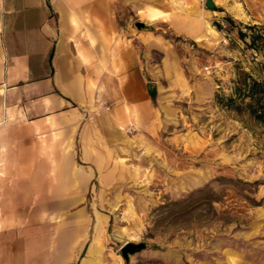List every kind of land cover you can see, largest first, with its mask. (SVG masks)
Wrapping results in <instances>:
<instances>
[{
	"label": "crops",
	"instance_id": "0c3cea01",
	"mask_svg": "<svg viewBox=\"0 0 264 264\" xmlns=\"http://www.w3.org/2000/svg\"><path fill=\"white\" fill-rule=\"evenodd\" d=\"M211 11L200 0H0V264H124L116 191L160 130L161 80L182 74L172 38L208 37Z\"/></svg>",
	"mask_w": 264,
	"mask_h": 264
},
{
	"label": "rangeland",
	"instance_id": "374dc122",
	"mask_svg": "<svg viewBox=\"0 0 264 264\" xmlns=\"http://www.w3.org/2000/svg\"><path fill=\"white\" fill-rule=\"evenodd\" d=\"M215 3L208 37L172 38L182 74L161 80L160 130L140 141L116 191L126 203L111 222L115 252L146 244L124 264H264V122L235 92L241 70L264 82V48L238 35L264 27V0Z\"/></svg>",
	"mask_w": 264,
	"mask_h": 264
},
{
	"label": "trees",
	"instance_id": "16d2710c",
	"mask_svg": "<svg viewBox=\"0 0 264 264\" xmlns=\"http://www.w3.org/2000/svg\"><path fill=\"white\" fill-rule=\"evenodd\" d=\"M227 20L232 21L230 16H226ZM217 28L220 27L219 23H215ZM248 30H238L239 37L246 41L248 47L254 50L264 48V27L259 25H246ZM248 38V41L246 40ZM235 92L240 97L241 103L245 106L249 114L256 120L264 122V82L254 78L250 73L241 70L236 78ZM154 98L155 92H150ZM233 101L232 97L227 98ZM226 105L232 106L231 102Z\"/></svg>",
	"mask_w": 264,
	"mask_h": 264
},
{
	"label": "water",
	"instance_id": "95a60500",
	"mask_svg": "<svg viewBox=\"0 0 264 264\" xmlns=\"http://www.w3.org/2000/svg\"><path fill=\"white\" fill-rule=\"evenodd\" d=\"M204 6L210 10H217L219 8V6L215 3L214 0H205ZM134 25L137 29H143L145 27V23L143 21H136ZM145 247L146 244L143 242H127L121 247L120 252L123 258L127 259L129 254H133L137 251H140Z\"/></svg>",
	"mask_w": 264,
	"mask_h": 264
},
{
	"label": "built area",
	"instance_id": "2783aa9c",
	"mask_svg": "<svg viewBox=\"0 0 264 264\" xmlns=\"http://www.w3.org/2000/svg\"><path fill=\"white\" fill-rule=\"evenodd\" d=\"M203 1H205V0H203Z\"/></svg>",
	"mask_w": 264,
	"mask_h": 264
}]
</instances>
